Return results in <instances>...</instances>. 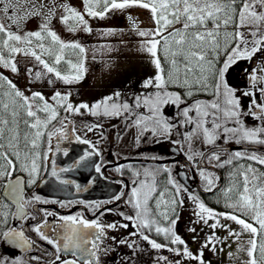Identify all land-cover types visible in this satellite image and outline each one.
I'll return each mask as SVG.
<instances>
[{"label": "snow or ice", "instance_id": "snow-or-ice-1", "mask_svg": "<svg viewBox=\"0 0 264 264\" xmlns=\"http://www.w3.org/2000/svg\"><path fill=\"white\" fill-rule=\"evenodd\" d=\"M44 7L43 3L37 4V0H15V3L12 0H8V3L0 0V11L10 22L7 27L5 23H0V68L18 73L16 57L23 55L34 59L36 66L41 69L35 72L33 68L27 69L29 76L34 75L36 80L50 74L64 84L78 83L86 71L83 60L86 50L79 43L63 41L51 30V15L55 4L49 8V14L39 25V30L26 32L23 36L11 30L12 24L19 26L31 17L41 15ZM131 7L143 8L151 13L155 25L153 29L140 30L135 23L133 26L139 36L150 38L145 40L141 47L150 54L151 63L156 70L154 76L142 82L141 88L144 91L134 95L131 103L120 101L121 93L118 91L91 105H74L70 102V93L64 94L60 91H56L50 100L39 91L25 95L10 79L0 73V240L13 247L22 251H30L33 248L39 250L37 241L25 235L24 222L37 219L27 209L35 203H58L55 200H44L39 195L26 198L23 193L24 177L17 173L27 175V186L36 182L40 162L47 161L51 151L49 147L41 153L44 139L47 138L50 145L54 137L62 138L65 135L67 115L59 120V128L49 130L53 122L59 119L61 110L66 114L83 115L86 112L92 116L104 117L127 114L125 119L135 116L133 125L140 129V135L149 131L153 136L170 135L173 129L191 125V130L182 134L183 141L188 142L189 148L194 138L200 139L205 145H216L221 137L225 143L234 141L237 144L264 145V123L249 128L245 127L240 119L242 115H251L254 119L264 121V103H258L253 98L248 111L242 113L239 99L226 84L223 85V93L220 91L223 73L230 64L237 59L251 60L257 53L264 55V0H83V13L68 4L62 5L65 14L61 17V23L65 24L70 32L82 29L90 33L92 30L85 16L103 19L109 12ZM222 45L231 46V51L227 53L224 67L216 72L220 80L216 83L215 91L209 93L215 98L207 102L193 100L196 91H209L208 80L214 72V64L208 57L210 54H219ZM68 49L78 50L80 58L77 62L66 59L65 53ZM5 52L7 56L4 55ZM62 63L68 65L67 73L59 70L58 66ZM250 79L254 88L256 84L264 83V66L253 69ZM54 82L53 79H48L49 84ZM149 89L153 91H148ZM259 91L264 97V87ZM244 95L249 96L252 93L245 92ZM166 106H174L177 110L176 117L182 119L173 120L166 117L163 111ZM141 108L148 114L136 111ZM230 123L234 126H228ZM96 127L100 125H92L88 131ZM76 140L90 143L81 140L80 136H76ZM219 151L221 149L214 148L210 155L204 152L194 153L189 155L188 159L192 160L194 156L207 157L209 163L215 161L217 167L246 159L264 166V155H257L255 152L249 154L247 150L234 151L227 159L222 160ZM87 155L90 153H86L81 159H85ZM69 170L61 168L60 172ZM119 170L118 168L117 171ZM96 171H100L99 165ZM51 174L58 177L55 168ZM200 175L207 179L203 171ZM232 175L239 179L224 189L223 195L225 206L233 211L216 212L200 202L197 196L189 194L188 199L196 205L195 222L203 223L213 230L218 227L226 228L228 236L237 240L242 234H248L246 247L238 249L247 255L244 264H264V172H260L250 163L246 167L239 165ZM60 182L69 183L67 180ZM138 184V187H133L128 201L135 210V215L118 213L124 220L131 222L135 229L129 236L139 237L154 250L165 249L177 257L195 261L196 264H205L204 250L215 252L213 245L219 238L214 234L209 235L199 252L194 254L186 241L175 231L179 219L176 208L183 205V200L178 198L181 191L187 189H182L170 177L168 184L172 185L175 193L170 194L168 189L160 191L155 198L153 211L149 202L154 198L156 186L143 181ZM213 186L214 181L207 179L205 190L211 191ZM166 196L170 198L166 199ZM120 198L114 197L115 200ZM86 207L99 209L100 205ZM39 211L43 214L42 219L31 226V232L53 249L46 252L52 259L45 264H100V254L115 251L114 247L104 246L107 239L114 245L126 246L132 251V256L140 250L136 241L130 240L129 236L118 239L115 235H108L110 231L127 229L128 223H103L99 217L88 220L80 214L59 215L45 209ZM103 214L102 212L101 215ZM173 216L176 218L173 219ZM48 217H55L56 222L50 224ZM157 217L165 221L167 226H161ZM221 217L239 225L240 231H233L228 225L221 224ZM9 218L19 221L20 227L7 226ZM210 220L214 222L209 223ZM153 230L158 236L163 235L166 243H158L145 234L146 231L151 233ZM188 231L195 233L196 228L190 227ZM65 256L70 258H64ZM132 256L123 257V261L133 264ZM32 259L40 261L41 257L33 256ZM160 262L173 264L166 256H159L156 264ZM0 264H9L8 258L0 259ZM11 264H23V261L16 258ZM175 264H181V260L177 259Z\"/></svg>", "mask_w": 264, "mask_h": 264}, {"label": "flooded vegetation", "instance_id": "flooded-vegetation-1", "mask_svg": "<svg viewBox=\"0 0 264 264\" xmlns=\"http://www.w3.org/2000/svg\"><path fill=\"white\" fill-rule=\"evenodd\" d=\"M222 48L225 49L224 53H222ZM230 51L231 46L225 47L222 45L219 54L209 55L208 58L214 64V72L208 80L210 85L209 91L207 93L204 91H196V94L192 97L193 100L207 102L215 98L209 93L215 91L216 83L220 80L216 72L224 67V62L228 58L227 53ZM258 66H264V55L260 53L253 56L251 60L237 59L223 73L220 91L223 93V85L226 84L233 91L234 96L239 99L240 111L242 113L248 111L253 98L258 103H264V97L261 96L259 91L261 87H264V83H258L254 88L250 79L252 70ZM30 68H33L34 72L41 70L36 65L30 66ZM62 71H65V68H62ZM26 76L29 85L32 87L35 86L42 91L43 95L49 100L56 91L68 94L70 93L69 91H73L75 88V84H64L61 81L55 80V77L50 74L42 76L39 80H36L34 75L29 76L28 73ZM49 78L55 82L49 84ZM101 81H105V78H102ZM88 82H90L89 78L83 77L81 80V83ZM117 91L121 93L120 101H125V98H127L126 101L129 103L132 102L133 96L137 95L136 93L125 95L120 89ZM245 92H250L252 95L245 96ZM72 103L74 104V102ZM136 111L144 115L148 114L143 108ZM163 111L166 117H170L173 120L182 119V117H176L177 110L174 106H166ZM65 115L68 116V120L65 121L67 125L64 128L65 135L58 139L61 148L70 151L73 169L67 172H60V169L65 167L60 161L55 163L58 166L56 171L58 175L70 177L69 183L72 186L80 187V189L76 192L62 193L49 189L48 187L43 189L38 188L49 165V159L47 161L41 160L39 176L31 186H27L26 182L28 177L26 174L17 173V175L24 177L25 185L23 193L26 198L30 199L33 195H39L44 200H55L58 203H35L33 206L35 211H33V207L27 209L37 219L24 222L25 235L37 241L39 250L33 248L30 251H22L20 248L13 247L0 240V259L7 257L9 264L16 258H20L23 264H45V262L52 259V257L46 255V252L53 251L51 246L40 241L36 234L31 232V226L42 219L43 214L39 211L40 209L53 211L59 215L80 214L88 220L99 217L103 223L117 221L128 223L129 227L127 229H120L116 232L110 231L108 233L109 237L115 235L119 239L123 238V236H129V233L135 231L131 222L124 220L118 214L122 212L124 215H135V210L128 203L133 187H138V182L140 181L156 186L157 191L153 193L154 198L149 202L150 207L155 211V198L158 197L160 191L168 189L170 194L175 193L172 185L168 184V180L171 177L182 189H187V191L182 190L178 198L183 200V205L177 206L176 208L179 219L175 231L179 235L184 230V220L187 217L186 209H191L193 213L196 211L195 203L188 199L189 194L197 196L200 202L207 205L205 203V196H213L219 200L223 194V190L235 183L237 177L233 176L232 173L239 165L247 166L252 163L253 167L264 172V166L246 159L234 161L233 164L225 165L224 167L215 166V161L209 163L207 157L201 158L200 156H194L192 160L188 159L189 155L199 152L210 155L214 148L221 149L218 154L222 160L227 159L229 154L234 151L243 152L247 150L249 154L255 152L257 155H264V145L237 144L234 141L225 143L223 137L216 142V145H205L200 139L194 138L191 142V148H189L188 142L183 141L182 134L190 131L191 125L187 128L180 127L178 130L173 129L170 135L153 136L150 131L140 135V129L133 125L135 116L125 119V115L127 114L118 117H104L92 116L86 112L83 115L66 114L61 110L59 119L53 122L49 130L59 128V120L63 119ZM192 115L194 116L195 113H192ZM240 119L243 121L245 127L249 128L257 127L264 123V121L254 119L251 115H242ZM96 124L100 125V127L88 131L89 127ZM228 126L231 127L234 125L230 123ZM74 129L75 131H73ZM76 136H80L81 140H87L90 143L78 142ZM239 146H249L251 148H236ZM49 147H51L52 151V145H49L47 138H45L41 145V153ZM51 151L48 154L49 157ZM86 153H90V155H87L85 159H81V157H85ZM98 165L100 166L99 172L96 171ZM118 168L120 169L119 171H117ZM201 171L204 172V177L214 181L212 192L205 190L207 179L201 177ZM146 172L148 173L147 175ZM115 196H120V200H115ZM167 198L170 197L166 196ZM61 204L66 206L62 207ZM96 204L100 205L99 209L86 207V205ZM106 209H111L112 211H105ZM102 212L104 213L103 215H101ZM172 218L175 219L176 217L173 216ZM157 219L160 220L161 226H167L165 221L159 217ZM48 221L51 224L56 222V218L48 217ZM7 226L19 228L20 222L9 218ZM4 230H6V227ZM145 234L150 235V238L156 240L158 243H166L163 235L158 236L154 230L151 233L146 231ZM129 239L135 240L139 245L140 250L134 256H132V251L126 246L114 245L110 239H107L104 241V246L114 247L115 251L100 254V264H127L126 261H123V257L125 256H132L133 264H140L142 261L144 264H147L149 256L146 254V251L150 253L152 249L150 245L140 240L139 237L129 236ZM159 251L161 256H167V250L161 249ZM156 252V250L152 249L149 263L152 264L153 259H155L154 253L157 255ZM33 256H39L41 260L35 261L32 259ZM64 258L70 257L65 256Z\"/></svg>", "mask_w": 264, "mask_h": 264}, {"label": "rangeland", "instance_id": "rangeland-1", "mask_svg": "<svg viewBox=\"0 0 264 264\" xmlns=\"http://www.w3.org/2000/svg\"><path fill=\"white\" fill-rule=\"evenodd\" d=\"M12 2L15 3V0H12ZM4 3H8V0H4ZM40 3L45 5L41 10V15L31 17L26 22H21L19 26L12 24L11 30L21 36L26 32L39 30V25L44 22L45 16L49 14V8H52L53 4H55V10L51 15V30L55 31L63 41L79 43L86 50L83 54L84 67L86 69L84 77L89 78L90 82L81 83L80 81L73 83L75 84V88L73 91H69L70 102H74V104L88 103L91 105L103 99L105 96L112 95L119 89L125 95L129 93L140 94L144 91L141 88L142 82L148 77L154 76L156 70L151 63L150 54L143 51L141 47L145 40L150 38L139 36L134 30L133 24L135 23V26L140 30L153 29L155 25L151 18V13L148 10L131 7L109 12L103 19L85 16V19L88 21V26L92 31L88 33L81 29L70 32L67 30V26L61 23V17L65 14L62 5L68 4L83 13V0H37V4ZM0 23H5L6 27L10 23L5 19L2 11H0ZM179 26L176 25V27ZM45 58L47 59V57ZM66 59L73 62L78 61V59L74 61V58L70 59L66 57ZM16 61L19 69L18 73H12L5 68H0V73L10 79L25 95H31L34 91L42 93L35 86H30L27 81V68L36 65L34 59L18 55ZM58 67L63 73L69 71L66 63H62ZM62 68H65V71H62ZM102 78H105V81L102 82ZM151 90L149 89L148 91ZM259 171L263 172L261 170ZM221 198H225L223 194ZM205 206L220 213L233 211L230 208L219 211L207 205ZM186 213L187 217L184 220V230L179 235L186 241L188 248L194 254L199 252L201 245L206 242L209 235L214 234L219 238V241L214 242L213 245L216 248L215 252L208 249L204 250L205 264H244V261L247 260V255L244 251L238 249L242 246L246 247L248 234H242L239 240H237L235 237L228 236L226 228L218 227L213 230L203 223H196L197 217L191 209H186ZM221 218V224L228 225L233 231H240L239 225L233 221L222 220ZM213 222L212 220L209 221V223ZM190 227L196 228V232H189L188 229ZM205 230L206 234L204 232ZM151 251L150 253L146 251L149 259L152 255ZM156 251L157 255L154 253L155 259H153L152 264H156L157 258L161 256L160 251ZM229 253L232 255H229ZM166 257L173 264H175L177 259L181 260V264H196L195 261L177 257L171 252H168ZM149 259L147 264H151L149 263ZM140 264H144V262L142 261ZM160 264H165V262H160Z\"/></svg>", "mask_w": 264, "mask_h": 264}, {"label": "water", "instance_id": "water-1", "mask_svg": "<svg viewBox=\"0 0 264 264\" xmlns=\"http://www.w3.org/2000/svg\"><path fill=\"white\" fill-rule=\"evenodd\" d=\"M51 145H52V151L49 157V165L47 167V170L44 174V176L42 177L38 188L43 189V188H49L52 190H55L57 192H62V193H71V192H76L80 189V187L77 186H72L70 183H61V180H67L69 181L68 176L66 175H58L57 176H52V169L53 168H58L57 162L61 161V164L63 163V165L65 166L64 168H68L70 170L73 169V166L71 165V163L73 162L70 158V151L67 149H62L61 145L59 144V139L57 138H53L51 141ZM236 148H242V149H250L251 147L249 146H239ZM65 152L67 153L65 155ZM65 160V161H63ZM70 182V181H69ZM23 191H24V186H23ZM212 192V191H211ZM209 192V193H211ZM6 243V242H5Z\"/></svg>", "mask_w": 264, "mask_h": 264}, {"label": "trees", "instance_id": "trees-1", "mask_svg": "<svg viewBox=\"0 0 264 264\" xmlns=\"http://www.w3.org/2000/svg\"><path fill=\"white\" fill-rule=\"evenodd\" d=\"M225 49L222 48V53H224ZM5 55L6 52L4 53ZM65 56L67 58H74V61H77V59L79 58L78 56V50H72V49H68L66 50ZM162 62H163V57H161ZM240 164V163H239ZM205 203L212 207V208H216V209H225L227 210L228 208L225 206L226 202H225V198H220L219 200L216 199V197L213 196H205Z\"/></svg>", "mask_w": 264, "mask_h": 264}, {"label": "crops", "instance_id": "crops-1", "mask_svg": "<svg viewBox=\"0 0 264 264\" xmlns=\"http://www.w3.org/2000/svg\"><path fill=\"white\" fill-rule=\"evenodd\" d=\"M220 211V210H219ZM222 220H225L224 218H221ZM205 232V234H206V230L204 231ZM205 237V236H204ZM205 242V241H204Z\"/></svg>", "mask_w": 264, "mask_h": 264}]
</instances>
